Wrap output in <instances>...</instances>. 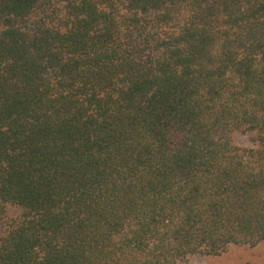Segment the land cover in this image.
Instances as JSON below:
<instances>
[{
  "label": "trees",
  "instance_id": "16d2710c",
  "mask_svg": "<svg viewBox=\"0 0 264 264\" xmlns=\"http://www.w3.org/2000/svg\"><path fill=\"white\" fill-rule=\"evenodd\" d=\"M8 203L0 264L264 241V0H0Z\"/></svg>",
  "mask_w": 264,
  "mask_h": 264
},
{
  "label": "rangeland",
  "instance_id": "374dc122",
  "mask_svg": "<svg viewBox=\"0 0 264 264\" xmlns=\"http://www.w3.org/2000/svg\"><path fill=\"white\" fill-rule=\"evenodd\" d=\"M234 140L241 146L253 145L249 134L236 133ZM20 213L14 204L0 205V236ZM179 264H264V241L257 245H231L220 255H192Z\"/></svg>",
  "mask_w": 264,
  "mask_h": 264
}]
</instances>
